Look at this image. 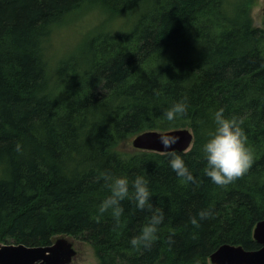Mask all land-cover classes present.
<instances>
[{"label":"trees","instance_id":"1","mask_svg":"<svg viewBox=\"0 0 264 264\" xmlns=\"http://www.w3.org/2000/svg\"><path fill=\"white\" fill-rule=\"evenodd\" d=\"M254 3L0 0V242L46 246L68 236L90 244L96 264H209L222 244L257 250L252 232L264 219V29L253 25ZM88 6L107 22L55 75L49 37ZM185 99L186 114L168 121L165 111ZM220 108L244 120L254 153L248 173L224 188L205 175L202 151ZM179 128L193 134L190 149L176 153L195 183L183 182L164 153L121 150L142 132ZM103 172L148 180L153 208L164 213L151 248L130 245L151 214L136 208L131 193L118 227L110 211L99 212L110 195L98 179ZM203 209L212 216L196 228L190 218Z\"/></svg>","mask_w":264,"mask_h":264},{"label":"clouds","instance_id":"2","mask_svg":"<svg viewBox=\"0 0 264 264\" xmlns=\"http://www.w3.org/2000/svg\"><path fill=\"white\" fill-rule=\"evenodd\" d=\"M187 107L186 99L176 102L165 111L164 115L168 121H174L186 114ZM224 111L223 108H220L215 112V129L208 133L209 139L202 148L206 160L204 173L221 188L243 178L254 164V153L247 144V135L242 127L244 120L237 116L226 117ZM160 140L165 148H170L178 141V137L165 134L161 135ZM16 147L19 151L20 145L17 144ZM164 155L169 158V166L178 177L182 178L183 182H196L181 155L175 151H168ZM98 179L104 181V186L110 192V195L99 204L98 210L101 214L110 211L117 227L124 213L122 202L130 197V193L136 208L151 213L148 223L141 228L138 235L133 236L130 240V245L134 249L151 248L159 239L158 233L164 221V213L161 209L153 208L148 180L140 175L129 179L127 176H114L108 172L101 173ZM211 216L210 209H203L197 216L190 218V223L199 228L200 221L209 219ZM169 239L171 240V236Z\"/></svg>","mask_w":264,"mask_h":264},{"label":"water","instance_id":"3","mask_svg":"<svg viewBox=\"0 0 264 264\" xmlns=\"http://www.w3.org/2000/svg\"><path fill=\"white\" fill-rule=\"evenodd\" d=\"M174 135L178 141L170 148L161 143V135ZM193 134L188 128L169 131H145L131 140V146L140 151L166 153L186 152L192 145ZM253 240L260 246L248 251L241 246L222 244L209 256V264H264V219L258 221L252 232ZM77 251L74 239L58 236L46 246H25L0 242V264H72Z\"/></svg>","mask_w":264,"mask_h":264},{"label":"rangeland","instance_id":"4","mask_svg":"<svg viewBox=\"0 0 264 264\" xmlns=\"http://www.w3.org/2000/svg\"><path fill=\"white\" fill-rule=\"evenodd\" d=\"M83 9V10H82ZM77 16L70 17L65 23L55 27L47 43L48 69L57 74V68L70 55L77 56L81 49V41L87 34L99 28L107 21L96 7L82 8ZM253 25L264 29V0H255L250 13ZM115 26L116 22H109ZM80 45V46H79ZM131 140L121 145V150L133 152ZM74 248L77 251L72 264H96L98 258L90 244L74 239Z\"/></svg>","mask_w":264,"mask_h":264},{"label":"bare ground","instance_id":"5","mask_svg":"<svg viewBox=\"0 0 264 264\" xmlns=\"http://www.w3.org/2000/svg\"><path fill=\"white\" fill-rule=\"evenodd\" d=\"M89 7V6H88ZM92 7V6H91ZM79 11V10H78Z\"/></svg>","mask_w":264,"mask_h":264}]
</instances>
